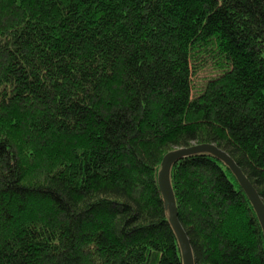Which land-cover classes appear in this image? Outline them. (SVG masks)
Returning <instances> with one entry per match:
<instances>
[{
	"label": "trees",
	"instance_id": "trees-1",
	"mask_svg": "<svg viewBox=\"0 0 264 264\" xmlns=\"http://www.w3.org/2000/svg\"><path fill=\"white\" fill-rule=\"evenodd\" d=\"M200 144L264 202V0H0V264H184L159 174ZM170 181L195 264H264L225 162Z\"/></svg>",
	"mask_w": 264,
	"mask_h": 264
},
{
	"label": "water",
	"instance_id": "water-1",
	"mask_svg": "<svg viewBox=\"0 0 264 264\" xmlns=\"http://www.w3.org/2000/svg\"><path fill=\"white\" fill-rule=\"evenodd\" d=\"M199 153L213 154L228 165L253 204L264 230V202L252 182L226 151L214 144L193 145L191 147L174 150L163 159L162 169L159 174V186L165 205L170 209V222L179 238L184 264H195V260L188 235L179 220L176 199L170 181V170L176 161Z\"/></svg>",
	"mask_w": 264,
	"mask_h": 264
},
{
	"label": "rangeland",
	"instance_id": "rangeland-1",
	"mask_svg": "<svg viewBox=\"0 0 264 264\" xmlns=\"http://www.w3.org/2000/svg\"><path fill=\"white\" fill-rule=\"evenodd\" d=\"M217 60L212 58H201L195 62L196 73L193 77V95L194 97L201 94L206 83L221 72V68L216 63Z\"/></svg>",
	"mask_w": 264,
	"mask_h": 264
}]
</instances>
